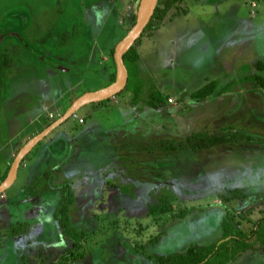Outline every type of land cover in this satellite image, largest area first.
Wrapping results in <instances>:
<instances>
[{"label":"rangeland","instance_id":"obj_1","mask_svg":"<svg viewBox=\"0 0 264 264\" xmlns=\"http://www.w3.org/2000/svg\"><path fill=\"white\" fill-rule=\"evenodd\" d=\"M137 2L0 0V53L6 50L14 61L3 81L20 77L10 86L14 94L6 93L15 95L19 103L12 99L8 109L0 111V150L4 134L11 137L21 126L20 120L14 121L18 105L26 99L30 106L34 100H43L36 88L32 97L26 95L30 90L26 82L33 87V76L51 73L57 87L52 89L55 99L48 112L58 110L61 115L84 92L108 86L111 48L132 28L127 18ZM181 9L186 13L166 20L136 45L141 54L138 85L144 84L140 98L158 88L163 97L189 103L176 108L167 102L159 110L160 119L152 109L137 119L123 106L126 98L134 96L133 90H126L117 97L121 112L112 122L108 115L116 105L97 115L89 114L88 105L58 127L26 156L15 183L0 196V264H157L155 258L162 254L219 242L225 232L222 225L249 229L250 224L241 218L245 214L253 220L260 217L258 206L264 203V0H184ZM73 28L75 37L60 45L62 34ZM48 34L51 39L44 42ZM56 63L73 73L58 70ZM235 77L249 78L248 85L240 87L248 91L246 95L215 97L220 109L217 117L208 120L207 132L190 136L198 142L218 137L230 141L205 149L178 147L186 144L187 137L177 129L181 126L174 115L184 118L196 113L191 109L196 99L192 94L207 79ZM4 95L0 89V98ZM80 117L86 125L79 124ZM124 122L126 131L121 135L114 125ZM157 122L167 127L166 134L154 126ZM49 167H61L76 193L70 217L83 234V247L73 254L68 248L72 241L63 236L54 218L56 196L26 190ZM234 189L241 190L242 198L226 199ZM169 205L171 211L160 214ZM19 224L27 231L13 236V227ZM238 264H264V252H247Z\"/></svg>","mask_w":264,"mask_h":264},{"label":"trees","instance_id":"obj_2","mask_svg":"<svg viewBox=\"0 0 264 264\" xmlns=\"http://www.w3.org/2000/svg\"><path fill=\"white\" fill-rule=\"evenodd\" d=\"M140 1L137 2V9L139 7ZM184 0H160L159 4L155 10L154 16L151 19L149 25L146 27L142 37L136 41L134 46L124 55V62L129 72V80L126 90H133L136 98L140 97V93L143 90V87L139 84V76L140 72V60L141 56L136 48V45L142 40L143 36L150 32L158 30L160 26L169 18L172 20L174 17L180 16L181 13H186L185 10H182V5ZM132 12L128 16V23L130 27L136 22V11ZM174 11H176L174 13ZM172 17L169 16L172 13ZM119 21L115 20V25L118 26ZM77 30L71 29L70 31H66L62 34L60 45H66L67 42L74 38ZM129 31H126V34ZM123 36V38L126 36ZM122 38V39H123ZM51 39V34H48L45 37L44 42H47ZM121 39V40H122ZM2 42V41H1ZM27 45V44H26ZM29 48L30 46H26ZM114 50L115 48L112 46L111 48V79L107 85L113 83L116 79V64L114 61ZM87 60V59H86ZM14 65L13 57L6 53V50H3L0 53V82L4 80L5 71L8 68H12ZM124 91L122 93H124ZM211 91L210 84L206 85L198 92L195 93V97L197 99H203L207 95H209ZM121 94V93H120ZM109 100L102 102L106 103ZM149 102L152 106H155L160 103H165V98L161 94L158 89H153V91L149 94ZM71 103V102H70ZM53 121L49 122L46 127L51 125ZM230 141L229 138L218 137V138H210L208 140H201L200 142L192 140V138L188 137L186 144H181L178 147L184 148L185 145L190 146V148L194 149H205L212 148L216 145L228 143ZM172 148L175 146L173 144ZM177 147V149H178ZM10 169V167H9ZM8 169V170H9ZM61 167L54 168L49 167L44 170L42 174L29 186H27V191L32 193L33 195H45V194H54L56 196V206L54 209V218L60 228L61 233L67 240H71L72 244L69 245V249H71L70 253L73 254L75 251H80L83 247V234H80L76 231L75 226L73 225L70 217V212L72 207L76 201V193L73 187V183L66 179L62 175ZM6 178V177H5ZM241 190L234 189L229 192V195L226 199H241L243 194ZM246 196H244V200H246ZM263 203V202H262ZM156 206L150 207V210L153 214L157 212L155 210ZM260 217L257 220H253L249 214H245L241 218L246 223L250 224L249 229H244L241 227L234 228L233 226H221V230H225L223 237L209 246L202 247H191L185 253H171L168 255H160L155 258V262L157 264H236L238 260L247 252H264V203L261 206H258ZM172 209V205L169 207L166 206L165 209L161 210L160 214L168 213ZM151 213V212H150ZM181 213H184L183 211ZM241 219V220H242ZM22 224L15 225L12 230L13 236H20L24 234L27 229L22 228ZM69 244V242H67ZM26 256V253L24 254Z\"/></svg>","mask_w":264,"mask_h":264},{"label":"crops","instance_id":"obj_3","mask_svg":"<svg viewBox=\"0 0 264 264\" xmlns=\"http://www.w3.org/2000/svg\"><path fill=\"white\" fill-rule=\"evenodd\" d=\"M170 21H172V20H170ZM140 56H141V54H140ZM61 67L63 68V66H61ZM235 68L236 67H234L233 69H235ZM229 70H231V68ZM242 70H243V68H242ZM64 71L65 72L67 71V73H73L72 70H70V69H65ZM19 72H22V70L20 69ZM44 74H45V77H43ZM44 74L42 76H40V77L37 76L36 79H32V78H34V76L30 79L33 82V85H34L33 87L30 86V82L29 81L26 82V80H25V82L28 84V88H30V90L27 91L28 93H26L27 97H32V96H30L31 94L34 93V91H32V89L36 88V89H38V91L40 93L38 98L39 99H43V100L42 101L41 100L40 101L34 100L35 105L32 104V106H30V103H27V101H29V100L26 99V100H24L26 102H21L23 107H22V105H18V107H17V109H18L17 115L15 116V120L14 121L17 124L18 120H20L21 126H20L19 130L16 132L15 135H11V137H10V135H8L7 132H6L4 134L3 139L1 140V142H3V146H2V148L0 150V161L2 162L1 167H0V183L5 180V177H7L8 173L10 171L9 167L11 168L10 164L12 165V163H13L15 157L17 156L18 152L20 151V149L25 144H27V142L31 138H33L34 136H36L37 134L42 132L45 128H47L46 125L49 122L56 121L59 117H61L64 114L63 113L61 115L58 112V110H54V112H51V113L48 112V109L51 106H53L52 98H54V97H53V95L51 93L52 89H54V87H57V86L55 85L56 80H52L53 77L51 78V73L50 72H48L47 74L45 72ZM19 79H20V77L18 79H16V80H10V81H7V82L3 81V82L0 83V89L5 94L3 97L0 98V111L7 110L8 109V105L10 104V102H13L12 99L14 101H16L17 103H19V100H17V98H15V95L6 96L7 92H11L12 94H14L15 90H13L14 89L13 88L12 89L13 92H12L10 86L12 85V83L17 82ZM234 79H237V80H234ZM248 80H249V78L239 79V78H236V77L233 78V79L228 78L226 80H220V79L219 80H210V79H207V81L204 83V85L200 89H202L206 85L210 84L211 91H210L209 95H207L203 99H197V98L194 99L193 98V104H191L192 105L191 109H193L196 113L193 114V112H192L189 116L186 115V117H184V118L183 117L180 118V116H178L179 115L178 113L174 115L175 117H177L178 124L181 126V127L177 128V129H180V132L182 134H184L183 136L187 137V138L190 137L191 135H194L195 133L204 134L205 132H207L208 131L207 122H209L208 120H212L213 117L216 118L217 117L216 114L220 110V109H218L219 104H216L218 100H214V98L216 97L217 99H222L224 96L226 97V95H232V96L235 97V95H238V94H239V96L243 97L244 95H246V93L248 91L247 90H240V87L241 88H245L248 85L247 84L249 82ZM252 81H254L255 84H257V82H259L257 80H252ZM140 85H141V82H140ZM78 86H81L80 81H79V85ZM141 86L143 87L144 84H142ZM218 87L219 88H223V92L219 93L217 91ZM231 87H234L236 89L234 91H232L230 89ZM227 88H229V89H227ZM156 89H158V88H156ZM237 89H239V92L235 93L237 91ZM158 90L163 95L162 91L160 89H158ZM199 90H196L195 92H193L192 97H194V94L196 92H198ZM214 90H215V92H214ZM182 92H184L183 89H182ZM258 93H259V96H260L261 93L260 92H258ZM216 95H218V96H216ZM117 97H118V95L116 97L112 98L110 101H108L106 103H100L99 105H96L97 103L96 104L95 103L94 104H90L89 114L94 113V114L97 115L98 113L105 112V111L109 110L108 105L111 106V104H114V105H116V107L114 109L115 112H113V113L109 112V115H108V120H111V122H112L117 117V113L121 112V110H120L121 108L119 107V100H118ZM164 98H165V103H160V104H157L155 106H152L150 104V102H149V95L147 97H145V95H144V96H142V98H140V97L136 98L135 95L134 96L131 95L128 98H126L125 101H123V106L126 109L130 110L132 115L134 114V117H136L138 119V118H140L142 116L143 113H146V112L150 113V111H151L150 109L153 110L151 113H155L159 117L162 114V113H159V110L165 109V107L168 105L167 102H169L170 99L173 101V103L170 104L171 107L180 108L181 104L184 105L185 103H189V101L186 102L183 99H176V98H174V97H172L170 95H167ZM172 98H174L175 100L172 99ZM21 99L23 100L25 98H21ZM212 101H215V103L213 105L211 104ZM39 102L41 104H36V103H39ZM169 103H171V102H169ZM215 104H216L217 107L215 106ZM70 105H71V103H70ZM117 107H119V108H117ZM252 108H254V110L256 112V108L254 106ZM182 109H184V108L182 107ZM239 109H240V107H238V110ZM156 110H158V112H155ZM242 110L244 111L243 108L240 109V111H242ZM201 114H204L203 117H200ZM51 115H54V118H51L50 117ZM83 117H80V118H82L84 120V122L83 123L79 122V124L86 125L87 121ZM158 117H156V118H158ZM159 119H160V117H159ZM203 119L204 120L206 119V121L204 123H202V124L200 123L198 125V121H202ZM132 121H133V119H132ZM126 123L127 122H124V123H122L120 125L119 124L114 125L115 126L114 130L118 131V133L121 134V135L122 134L125 135L124 132L126 130L124 129V127H122V125L126 124ZM155 125H157V126H155ZM154 126L156 128H159L158 130H164L165 131L164 134L167 133V131H166L167 127L166 126H162V124L160 122H157V124H154ZM130 130L131 129H129V131ZM153 130H155V128H151L150 131H153ZM132 133H134L133 130H131L129 132V135H132ZM126 134H128V133H126ZM175 134H177V133L175 132ZM162 145H164V144L162 143ZM3 160H4V163H3ZM111 184H112V182H108L107 183V185H111ZM144 190L136 188V191H138V192H140V191L143 192ZM127 192H129L128 189H127ZM180 245H182V244H180ZM209 245H212V244L209 243V244H205V245L204 244L203 245H192V246H189L188 249L191 248V247H202V246L204 247V246H209ZM185 252L186 251H184V252L182 251V252H179V253H185ZM162 255H164V254H162ZM240 260H241V258L238 260L237 264L239 263Z\"/></svg>","mask_w":264,"mask_h":264},{"label":"water","instance_id":"obj_4","mask_svg":"<svg viewBox=\"0 0 264 264\" xmlns=\"http://www.w3.org/2000/svg\"><path fill=\"white\" fill-rule=\"evenodd\" d=\"M160 0H140L139 7L136 11V22L129 30L126 36L120 40L115 46L114 61L116 64V79L110 85L101 88L97 91L85 92L78 98H76L65 113L54 121L51 125L45 128L42 132L31 138L27 144H25L17 156L15 157L10 171L3 182L0 183V196L5 193L9 188L13 186L17 179L19 168L26 158V156L32 152V150L48 137L54 130L66 123L70 118L76 115V113L83 107L94 104L102 103L111 98L116 97L122 93L129 80V72L124 62V55L134 46L137 40H139L146 27L149 25L151 19L154 16L155 10ZM61 70H65L61 67Z\"/></svg>","mask_w":264,"mask_h":264},{"label":"built area","instance_id":"obj_5","mask_svg":"<svg viewBox=\"0 0 264 264\" xmlns=\"http://www.w3.org/2000/svg\"><path fill=\"white\" fill-rule=\"evenodd\" d=\"M253 7H256V4H253ZM169 102L173 103V101H172L171 99L169 100ZM50 117H51V118H54V115H51ZM79 122H80V123H83L84 120H83L82 118H79Z\"/></svg>","mask_w":264,"mask_h":264},{"label":"flooded vegetation","instance_id":"obj_6","mask_svg":"<svg viewBox=\"0 0 264 264\" xmlns=\"http://www.w3.org/2000/svg\"><path fill=\"white\" fill-rule=\"evenodd\" d=\"M26 49L28 50V48H26ZM54 67L57 68L58 70L61 69V65L58 64V63H56V65H55ZM73 101H74V100H73ZM73 101H72V102H73ZM72 102H71V104H72ZM68 108H69V107H68ZM65 111H66V110H65Z\"/></svg>","mask_w":264,"mask_h":264}]
</instances>
